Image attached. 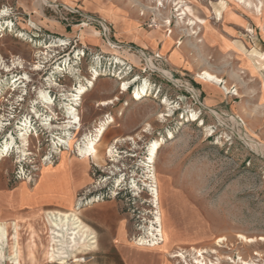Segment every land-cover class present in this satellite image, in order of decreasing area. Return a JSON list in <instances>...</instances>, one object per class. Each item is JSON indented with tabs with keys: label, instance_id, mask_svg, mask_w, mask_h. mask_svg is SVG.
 <instances>
[{
	"label": "rangeland",
	"instance_id": "obj_1",
	"mask_svg": "<svg viewBox=\"0 0 264 264\" xmlns=\"http://www.w3.org/2000/svg\"><path fill=\"white\" fill-rule=\"evenodd\" d=\"M17 1L0 0V12L8 15L0 20V154L4 156L0 176L10 186L21 183L45 188L46 184L43 190L47 196L75 213L111 202L120 212L124 233L135 245L134 238L143 235V227L156 213L151 192L144 185L154 187L145 167H151L146 162L150 145L159 141L153 167L164 243L155 248L186 252L188 261L193 248L213 264H264V241L247 244L238 238H264V154L256 153L241 138H252L264 147V70L257 67L251 74L244 66L247 59L252 64L264 59L263 18L230 1L231 13L218 22L214 18L219 0H197L193 7L179 0L185 2L179 7L188 8L191 17L206 20L211 28L205 32L204 25H199L196 34L187 37V30L177 27L178 0L168 4L166 0H138L143 27L165 32L162 49L149 52L115 42L110 25L112 43L108 44L100 26L86 21V17H96L70 7H45L42 0H33L36 13L42 7L48 19L76 28L78 36L64 37L40 29L34 18L18 8ZM249 1L256 4L258 0ZM260 1L264 5V0ZM151 20L156 28L148 27ZM173 31L179 39L174 41L169 60L174 58L180 66L176 71L163 57L172 45ZM97 32L103 40L101 49L82 43H97ZM232 41L242 42L245 48ZM182 42L190 61L180 56ZM48 46L53 48L46 49ZM137 51L149 56L151 63ZM202 71L218 78L219 87L197 78ZM26 77L28 81H24ZM122 81L133 82L125 92L118 88ZM144 85L140 100H131L133 92ZM80 86L86 89L81 102H71ZM114 97L118 98L114 105L97 106ZM165 101L173 108L170 116L162 104ZM48 104L51 110L46 108ZM69 105L79 112V132L62 130ZM211 110L223 115L214 116ZM193 114L196 121H191ZM100 122L109 124L99 144L100 155L106 153L105 166L97 168L90 163L86 170L89 183L75 198L74 190L70 191V186L76 185L74 163L85 165L69 159L85 134L94 138V126ZM25 130L27 145L22 147L20 134ZM72 135V144L59 143ZM126 137L133 141L114 145L112 154L120 160L109 162L108 147ZM10 138L14 145L6 154L3 149ZM220 238L223 241L216 244ZM68 255L66 264H71L74 254Z\"/></svg>",
	"mask_w": 264,
	"mask_h": 264
},
{
	"label": "crops",
	"instance_id": "obj_2",
	"mask_svg": "<svg viewBox=\"0 0 264 264\" xmlns=\"http://www.w3.org/2000/svg\"><path fill=\"white\" fill-rule=\"evenodd\" d=\"M39 1L42 3L41 0ZM47 1L58 7H70L77 9L82 14L104 20L111 26V37L117 43L134 46V48L148 50L149 52H158L162 49V37L165 36L163 35L165 32H158L143 27V20L140 18L139 9L136 6L139 3L138 0ZM185 1L192 7L197 3V0ZM17 6L25 15L32 19L34 18L40 29L64 37L78 36L76 28H66L61 21L48 19L44 15L42 7L36 13L34 11L36 4L33 0H18ZM125 18L127 20H124ZM242 28L244 29V26ZM178 35L176 31H173L171 35L172 45L163 56L168 67L175 71L181 68L174 63V58L169 60V57L174 49V41L179 39ZM227 38L230 39L231 37L227 35ZM97 39V43L90 41L82 43L91 48L101 49L103 40L99 33ZM232 43L235 46H243L245 48L240 41V44H238V41H232ZM231 53L233 55L236 54L234 50ZM180 56L183 60H191L185 50L184 43L181 47ZM184 70L189 71L188 69ZM74 167L76 168H73L72 175L75 177L76 185L74 188L70 186V191L73 193L74 190L76 198L77 193L89 183V175L86 172L88 167L85 168L77 163H74ZM35 187L34 184L24 185L21 183L10 186L0 176V223L6 226L9 235L16 228L20 232L21 241L34 240L28 241L27 245H22L19 264H54L55 262H46L44 260V247L38 244V240L41 239L42 220L46 212L65 211L66 209L69 211L70 208L57 204L52 195L47 196L43 188ZM74 206H76V202ZM77 215L92 232L90 240L93 249L86 250L83 253H91L93 259L84 264H175V258H172L171 252L160 248L139 247L131 244L127 238V233H124L125 228L122 226L120 212L117 206H113L111 202L104 203L98 208L79 209ZM3 255L4 259H0V264H11L9 260L10 252L7 247L4 248Z\"/></svg>",
	"mask_w": 264,
	"mask_h": 264
},
{
	"label": "bare ground",
	"instance_id": "obj_3",
	"mask_svg": "<svg viewBox=\"0 0 264 264\" xmlns=\"http://www.w3.org/2000/svg\"><path fill=\"white\" fill-rule=\"evenodd\" d=\"M42 1L46 5L49 4L47 0H42ZM230 1L235 3V4L240 3L243 8H245L247 11H252L258 17L263 18V21H264V5H263V2H261L260 0H258L256 4L251 3L249 0H219L218 2L220 4L219 5L220 9L217 12L214 11L216 13V18H214L216 21L220 22L224 15L228 16L231 13L230 8H229V4H228ZM170 2H171V0H166V4H168ZM181 4H185V2L178 0V2H176L175 6H178ZM51 6H52V4H51ZM67 9H69V8H67ZM176 11L178 13L177 16L179 17V19L177 21V27L178 28H182V27L185 28L187 30V33H189L187 35V37L194 36L196 34L194 32V29L197 28L199 25H202V26L204 25L205 32H211V28L206 23V20H200V19H196V18L191 17L190 13H189L190 10L188 8H181L178 6ZM7 16L8 15H7L6 11L3 10L0 12V20L4 17H7ZM182 31H184V30H182ZM197 42L200 43V41H198V39H197ZM52 48H53L52 46H48L46 49H52ZM222 50H224V49H222ZM140 54L144 57V59L148 63H151V59L149 56L145 55L143 52H140ZM263 61H264V59H262V60L261 59H255L253 64H252V61L250 59H247L246 63L244 62V66H245V68L248 67V70L251 74H254L257 71V67H260L264 70ZM4 68H6V67H4ZM18 68L21 69L22 66H20ZM8 69L6 68L5 70L7 71ZM34 70L38 71V67H35ZM162 75L166 76L165 72L162 71ZM167 78L171 79V81L174 83H178L177 80H175L174 78H171L170 76H167ZM197 78L205 80L206 82H209L211 84H214L216 87H219V85L221 83V81L218 78H216L215 76L211 75L210 73H208L206 71H202V72L197 73ZM26 80L28 81L27 77L24 79V81H26ZM131 83H133V82L122 81L118 84V88H119V90H122L123 92H125ZM89 84H90V87L93 86V84L90 81H89ZM145 89H146V85L142 86L140 90L137 89L136 91H134L130 97L131 100H133L135 102L139 101L140 100V92L143 93L145 91ZM221 90L224 91L225 93L227 92L226 87H223ZM11 91L14 92L13 90H11ZM85 93H86L85 87L80 86L79 89H77L78 95L72 96L73 100H71V102H75V103L81 102V97ZM41 96H43V95H41ZM74 97L76 99H74ZM47 99H45V100H47ZM115 101H118L117 97H114V98L107 100V101L99 102L97 104V106L98 107H108V106L114 105ZM162 104L165 107H167L165 112L168 113L167 116H170L171 113L173 112V108L169 107V105L167 104L166 101L163 102ZM49 105L50 104H48V106L46 108L51 110ZM66 106H67V104H66ZM66 109H67L66 114L68 116V120H67L66 124H64V126L62 127V130L63 131H70V130L74 129V130H76V132H79L80 126H81L79 112L74 108L73 105H71V106L69 105ZM211 112L214 116H217V117H220L223 115L218 111H212L211 110ZM191 117H192L191 121H196V115L195 114H193ZM111 122H113L112 118H111ZM108 125L109 124L105 125L104 122H100L99 125L94 126L95 127L94 128V133H95L94 138H92V135L88 136L87 134H85V139L81 144L80 143H78V144L74 143L75 148H76V154L72 157L69 156L70 157L69 162H72L73 160H77V161L83 163L85 165V167H88L90 165V163H92L97 168H104V166H105V158L104 157H105L106 153H104V155L102 154L103 156L100 155L101 151L99 150V144H100L101 139H102V137L106 131V126H108ZM142 132L144 133V131H142ZM26 133H27V131L25 130L24 132L22 131V133L20 134V143H21L22 147H25L27 145V138L25 137ZM241 138L256 153L264 154L263 153L264 147L261 146L259 144V142H256L252 138L245 137V136H242ZM10 140L11 141L9 143L5 144V148L3 149L4 150L3 152H5V153H6V151L9 150L10 147H12L14 145L13 139L10 138ZM73 140H75L74 135H72L71 138H69L68 140L59 139V143L63 144V145H69V144H72ZM124 141H133V138L132 137H126V139H123V140L116 139L113 141V143L110 145V147H108L109 148L108 154H109V157L111 158V161H109V162H112L114 164L118 163V160H120V157L117 155H113L111 149L113 147L115 148L114 145H117L119 142H124ZM160 146H161V144L159 141L152 143L149 147V153H148L149 155H148L147 160H146V162L148 164H151V167L150 166L145 167L148 170V174L151 173V175H149V177L147 176V178H149L150 180L153 181L154 187H151V186L147 187V185H144V186L146 189L149 188V191L151 192V205L153 206V209L156 210V213L154 214V219L148 221L146 223L147 225H145L143 227V231H144L143 235H141L138 239L134 238L133 243L135 244V246H139V247L155 248V247H159L161 244L164 243L163 234H162L161 217H160V214L158 211V209H159L158 208V199H157L158 191L156 189L157 178L155 176L154 167H153L154 161H155V158H156V155H157V152H158V149ZM63 154H66V153L64 152ZM3 157L4 156H2V154H0V163L4 159ZM149 169H150V171H149ZM47 181H49V180H46V182ZM55 183H56V181H55ZM44 185H45V188H43V189L45 190L46 184H44ZM51 186H52V184H51ZM51 192H53V191H51ZM75 211H76V209H75ZM42 222H43L42 223V230L40 232L41 233V239L38 240V244H39V246L44 247L43 254H44V260L46 262L54 263V262L59 261L60 264H62V263L66 264L68 262L67 261V259L69 257L68 254H70V255L74 254V256L72 257V261L78 262L80 257H78L76 254L82 253L86 250L89 251V249H93V247L91 245V240H90L91 239L90 236H91L92 232H91L90 228H88L86 225H84L82 223V221L78 217L77 213L74 212V210L69 211V212H58V211L57 212H48L45 214V217L43 218ZM20 237H21L20 232L16 228H14L13 231H11V233L9 235L6 226L3 223H0V259H4L3 250H4V248L7 247L9 249V252H10L9 260H10L11 264H19V260L21 257V250L23 248L22 245H27L28 241H34L33 239H30V240H27L26 242H23V241H21ZM238 238L242 242L247 243V244H252V243H255L256 241H261V242L264 241V238H262V237H260L258 240V239H254V238H247L243 235H238ZM221 241H223L222 238L218 239L216 241V244L220 243ZM191 251L194 252L193 255L191 254L192 255L191 261L187 260V257L185 255L186 252H183L180 250L176 251V252H172L171 253L173 256L172 258H175V264H213L211 260H208L203 256L204 253L202 251L196 250L193 248H191L190 252ZM213 253H215V251H213ZM241 264H246V263L241 262Z\"/></svg>",
	"mask_w": 264,
	"mask_h": 264
},
{
	"label": "built area",
	"instance_id": "obj_4",
	"mask_svg": "<svg viewBox=\"0 0 264 264\" xmlns=\"http://www.w3.org/2000/svg\"><path fill=\"white\" fill-rule=\"evenodd\" d=\"M49 4H50V5H49ZM49 4L44 5V6H45V7H54L55 9L58 8V6H56V5L52 4V3H49ZM51 4H52V6H51ZM86 21H87L89 24H91V23H97V24L100 26L101 30H102V37L105 39V41H106L108 44H109V43H112V42L110 41V38H109V36H110V31H109V27H110V26H109V24H107L104 20H101V19H94V18H92V17H86ZM168 26H169V24H168ZM148 27H149V28H156V27H157V24L155 23L154 20H151L150 23H149V25H148ZM113 45H114L115 47H117V48L120 47L119 45L114 44V43H113ZM129 48L131 49V47H129ZM137 53L140 55L141 58H143L142 55L139 53V51H137ZM156 57L158 58V56H156ZM143 59H144V58H143ZM92 259H93V255H92L91 253H84V254H82V256L80 257V259H79L78 262H72V263L84 264V263H86V262H89V261L92 260Z\"/></svg>",
	"mask_w": 264,
	"mask_h": 264
}]
</instances>
